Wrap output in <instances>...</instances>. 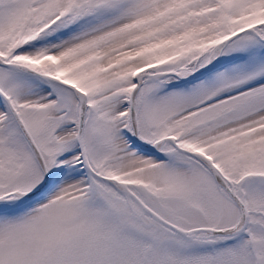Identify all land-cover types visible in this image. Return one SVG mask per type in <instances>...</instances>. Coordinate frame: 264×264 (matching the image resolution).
<instances>
[{
  "label": "snow or ice",
  "instance_id": "obj_1",
  "mask_svg": "<svg viewBox=\"0 0 264 264\" xmlns=\"http://www.w3.org/2000/svg\"><path fill=\"white\" fill-rule=\"evenodd\" d=\"M0 264H264V0H0Z\"/></svg>",
  "mask_w": 264,
  "mask_h": 264
}]
</instances>
